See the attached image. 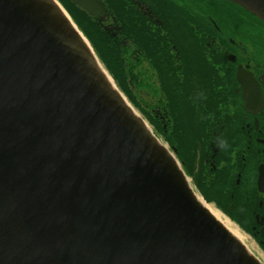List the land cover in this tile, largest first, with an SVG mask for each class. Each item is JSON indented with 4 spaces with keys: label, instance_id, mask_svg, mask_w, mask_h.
<instances>
[{
    "label": "water",
    "instance_id": "1",
    "mask_svg": "<svg viewBox=\"0 0 264 264\" xmlns=\"http://www.w3.org/2000/svg\"><path fill=\"white\" fill-rule=\"evenodd\" d=\"M225 1L264 23V0ZM76 29L53 0H0V264H263L200 205Z\"/></svg>",
    "mask_w": 264,
    "mask_h": 264
},
{
    "label": "flooded vegetation",
    "instance_id": "2",
    "mask_svg": "<svg viewBox=\"0 0 264 264\" xmlns=\"http://www.w3.org/2000/svg\"><path fill=\"white\" fill-rule=\"evenodd\" d=\"M99 1L107 15L90 18L130 57L132 96L197 195L264 264V23L225 0H121L125 34L121 3Z\"/></svg>",
    "mask_w": 264,
    "mask_h": 264
},
{
    "label": "trees",
    "instance_id": "3",
    "mask_svg": "<svg viewBox=\"0 0 264 264\" xmlns=\"http://www.w3.org/2000/svg\"><path fill=\"white\" fill-rule=\"evenodd\" d=\"M64 6L72 15L74 22L78 26L79 30L85 35V37L91 43L95 53L97 54L100 62L105 66L106 70L109 72L118 88L125 94V96L139 109L143 112V106L140 102H137L132 96L131 85H133L136 80L133 77L132 72L130 73L129 66L130 57L124 56L121 51H119V44L115 43L100 27L97 25L96 21L85 15L77 7H75L68 0H61ZM106 4L109 5L112 12L117 8L120 10V14H116L120 22L124 25V33L126 34L128 30L129 14L127 13V7L122 5L121 0H104ZM120 8H119V4ZM118 6L116 7V5ZM116 7V8H115ZM114 10V11H113ZM129 34V32H128ZM175 104V105H174ZM172 106H178L174 103ZM145 113V112H144ZM152 124L156 127L157 131L160 132L159 122L155 119H151Z\"/></svg>",
    "mask_w": 264,
    "mask_h": 264
},
{
    "label": "rangeland",
    "instance_id": "4",
    "mask_svg": "<svg viewBox=\"0 0 264 264\" xmlns=\"http://www.w3.org/2000/svg\"><path fill=\"white\" fill-rule=\"evenodd\" d=\"M200 2H203V1H206V0H199ZM74 23V22H73ZM75 24V23H74ZM75 26L77 27V25L75 24ZM79 29V28H78ZM80 31V30H79ZM96 57H97V55H95ZM98 58V57H97ZM99 60V59H98ZM99 63L101 64V67L107 72V70H106V68H105V66L99 61ZM107 74L109 75V73L107 72ZM110 76V75H109ZM112 79V78H111ZM141 81H143V79L141 78L140 79ZM113 82H114V85L116 86V88H117V90L122 94V96H124L125 98H126V100H127V102H128V104L130 105V107L131 108H133V110L135 111V113L141 118V119H143V121L146 123V126H148L149 127V129L151 130V132H153V134H154V136L155 137H157L158 138V140L163 144V145H165V147H168L167 145H166V143H164V141H163V139L161 138V135H160V133L158 132V131H156V130H154V128H153V124H152V122L150 121V118H148V116H146V114H144V112L141 110V109H139V108H137L119 89H118V87H117V85H116V83H115V81L114 80H112ZM141 89L143 90V88H142V86H141ZM146 92V90H143L142 92H139V97L143 100L144 99V93ZM142 104V103H141ZM142 106H143V108H144V105L142 104ZM172 153V152H171ZM174 156H175V154L174 153H172ZM176 158V157H175ZM188 180H189V182L191 183L190 185H192V187H193V189H194V185H193V183H192V181H191V179H189V177H188ZM197 194V193H196ZM241 238V237H240ZM241 241H242V243H243V239L241 238ZM245 242V241H244ZM244 244V243H243Z\"/></svg>",
    "mask_w": 264,
    "mask_h": 264
},
{
    "label": "bare ground",
    "instance_id": "5",
    "mask_svg": "<svg viewBox=\"0 0 264 264\" xmlns=\"http://www.w3.org/2000/svg\"><path fill=\"white\" fill-rule=\"evenodd\" d=\"M53 2H56V0H53ZM57 3V2H56ZM77 30V29H76ZM80 35L81 33L78 32ZM81 37L83 38L85 45L87 46V49H89L90 53L92 54V56H94L96 63L98 64L100 70H102V72L105 74L107 80L110 82V85H112L111 87H113L114 90H116L117 92H119L116 88V86L114 85V82L112 81L111 77L107 74V72L101 67V64L99 63L98 59L96 58L95 54L93 53V50L91 47H89L90 45L88 44V42L86 41V39L81 35ZM123 99L125 101V103L130 107V105L128 104L126 98L123 96ZM133 110V108H132ZM134 111V110H133ZM135 112V111H134ZM198 202L200 203V205L204 206L206 208V210L220 223L223 224L226 229L230 232V234H232L235 238H237L239 241H241L240 236L237 234L236 231H234L233 229H231V227H229L226 223H223V220L220 218V216L207 204L204 203V201L202 199H198Z\"/></svg>",
    "mask_w": 264,
    "mask_h": 264
}]
</instances>
